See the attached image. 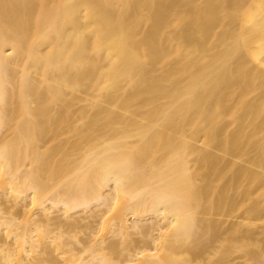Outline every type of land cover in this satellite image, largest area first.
Instances as JSON below:
<instances>
[{"label":"bare ground","instance_id":"6f19581e","mask_svg":"<svg viewBox=\"0 0 264 264\" xmlns=\"http://www.w3.org/2000/svg\"><path fill=\"white\" fill-rule=\"evenodd\" d=\"M263 129L264 0H0V264H264Z\"/></svg>","mask_w":264,"mask_h":264},{"label":"rangeland","instance_id":"374dc122","mask_svg":"<svg viewBox=\"0 0 264 264\" xmlns=\"http://www.w3.org/2000/svg\"><path fill=\"white\" fill-rule=\"evenodd\" d=\"M244 4H245V6L242 4L243 7H245L244 9L242 7V12L245 11L252 3L251 2H248V3L246 2ZM239 21H237V22H239ZM257 95H258V90H254L247 96V99L248 100H252V98H253V100H254ZM261 118L263 120V116L262 117L260 116V121H261ZM256 121H259V120L256 119ZM260 136L264 137V129L260 132Z\"/></svg>","mask_w":264,"mask_h":264}]
</instances>
